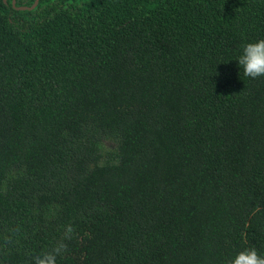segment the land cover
Segmentation results:
<instances>
[{
  "label": "trees",
  "instance_id": "1",
  "mask_svg": "<svg viewBox=\"0 0 264 264\" xmlns=\"http://www.w3.org/2000/svg\"><path fill=\"white\" fill-rule=\"evenodd\" d=\"M35 1L0 0V264L264 255V0Z\"/></svg>",
  "mask_w": 264,
  "mask_h": 264
},
{
  "label": "clouds",
  "instance_id": "2",
  "mask_svg": "<svg viewBox=\"0 0 264 264\" xmlns=\"http://www.w3.org/2000/svg\"><path fill=\"white\" fill-rule=\"evenodd\" d=\"M234 60L244 77H264V37L244 41ZM54 260L53 255H45L40 264H54ZM229 264H264V255L255 248H246L236 252Z\"/></svg>",
  "mask_w": 264,
  "mask_h": 264
},
{
  "label": "rangeland",
  "instance_id": "3",
  "mask_svg": "<svg viewBox=\"0 0 264 264\" xmlns=\"http://www.w3.org/2000/svg\"><path fill=\"white\" fill-rule=\"evenodd\" d=\"M103 143L107 150H112L113 148L117 146V143L114 142L113 140L105 139Z\"/></svg>",
  "mask_w": 264,
  "mask_h": 264
},
{
  "label": "water",
  "instance_id": "4",
  "mask_svg": "<svg viewBox=\"0 0 264 264\" xmlns=\"http://www.w3.org/2000/svg\"><path fill=\"white\" fill-rule=\"evenodd\" d=\"M38 1H39V0H36V1L34 2V4H33L32 6H30V7L22 6L21 8H22V9H27V8L33 9V8L36 7V5L38 4Z\"/></svg>",
  "mask_w": 264,
  "mask_h": 264
}]
</instances>
